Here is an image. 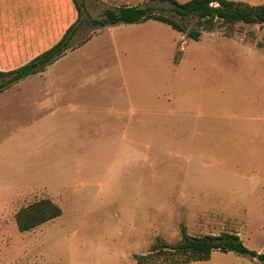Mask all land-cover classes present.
I'll use <instances>...</instances> for the list:
<instances>
[{"label": "rangeland", "instance_id": "obj_1", "mask_svg": "<svg viewBox=\"0 0 264 264\" xmlns=\"http://www.w3.org/2000/svg\"><path fill=\"white\" fill-rule=\"evenodd\" d=\"M78 1L96 17L148 0ZM36 7L22 29L0 30V69L48 48L76 17L72 0ZM185 23L198 39L155 19L82 24L71 39L80 45L0 91V264H137V254L159 264L150 249L179 241L182 226L191 235L236 231L264 251V25ZM204 131L207 160L196 149ZM190 132L197 156L185 183L200 196L184 194L178 178L177 142ZM44 197L61 214L18 230L15 212ZM180 264L262 263L215 250Z\"/></svg>", "mask_w": 264, "mask_h": 264}, {"label": "trees", "instance_id": "obj_2", "mask_svg": "<svg viewBox=\"0 0 264 264\" xmlns=\"http://www.w3.org/2000/svg\"><path fill=\"white\" fill-rule=\"evenodd\" d=\"M76 9L74 21L68 25L60 38L28 61L7 70L0 69V91L11 84L37 72H41L68 50L74 49L71 39L82 24L104 26L120 22L134 23L155 19L167 23L172 28L198 39L200 29L187 30L185 19L196 17L202 22L203 29L214 26L216 20L223 22L242 21L264 25V2L248 3L242 0H148L144 5L121 4L106 6L96 17L89 15L83 4L72 0ZM163 2H166L164 4ZM83 43V42H82ZM61 214V208L50 198L44 197L21 206L14 215L18 230L31 229ZM179 241L154 245L149 253L162 254L159 264H180L208 259L212 251H233L248 255L264 264V251L259 252L247 247L237 232L225 230L219 233L191 235L184 226L180 228ZM145 254L135 255L137 264L147 263ZM155 260V258H152ZM61 264V263H60Z\"/></svg>", "mask_w": 264, "mask_h": 264}, {"label": "crops", "instance_id": "obj_3", "mask_svg": "<svg viewBox=\"0 0 264 264\" xmlns=\"http://www.w3.org/2000/svg\"><path fill=\"white\" fill-rule=\"evenodd\" d=\"M37 5H39V0H0V30H4L6 28H11V27L12 28H14V27L18 28V26H20V28L22 29L23 25L25 24L24 22L26 21L25 11H29V12L31 11L32 12L35 9H37V7H36ZM28 18H30V20H32V21L35 20L34 17H28ZM179 60L181 61L182 59H179ZM197 105H198V103H197ZM105 110L106 109L103 108V109H100L98 111L107 112ZM71 111H73V109H71ZM196 114L198 115L199 112H196ZM205 117H207V116H205ZM240 119L245 120L246 123L248 125H250L249 122L251 121V118L248 115H244V116L242 115L240 117ZM205 121H207V120L204 119L203 122L206 123ZM251 128H252V126H251ZM188 130L189 129H187V131ZM190 135H191V132L188 133L187 138H185L183 140L179 139L177 142L178 159L179 160L182 159L184 162L183 163V169H182L183 172H179L180 174H178V178L182 179L183 193L184 194H192V195H199L200 196V195L204 194L205 190H196V188L194 186L192 187L190 184L187 185L185 183V179L188 177L187 173L185 171L186 161H188V160L193 161L194 156H197L196 150L192 155L193 157L190 155L191 148L193 147V140H192V136H190ZM206 136H208V132H206V131H204L203 133L201 132V136H200V138L198 140V144L196 146V149L198 150V152L200 154L199 157L205 156L203 153L208 152L207 149L210 148L211 142L207 141ZM214 148H216L220 154H227L228 150L231 147L228 146L227 144H225V142H217L216 144H214ZM203 160H207V157H203ZM207 192H210V191L207 190ZM209 200H207V201H209ZM200 201L202 203L204 202V200H202V199ZM203 204H205V203H203ZM205 209H208V210H225L224 208L218 209L216 207H213L210 203H209V207H207Z\"/></svg>", "mask_w": 264, "mask_h": 264}]
</instances>
